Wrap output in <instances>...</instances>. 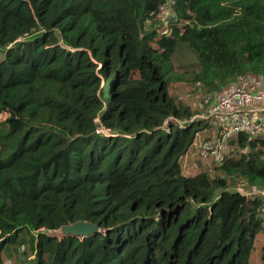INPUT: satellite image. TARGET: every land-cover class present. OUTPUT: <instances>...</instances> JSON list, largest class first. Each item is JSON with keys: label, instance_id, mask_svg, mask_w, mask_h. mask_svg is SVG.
<instances>
[{"label": "trees", "instance_id": "16d2710c", "mask_svg": "<svg viewBox=\"0 0 264 264\" xmlns=\"http://www.w3.org/2000/svg\"><path fill=\"white\" fill-rule=\"evenodd\" d=\"M241 75L264 0H0V264H264V136L184 160Z\"/></svg>", "mask_w": 264, "mask_h": 264}, {"label": "built area", "instance_id": "2783aa9c", "mask_svg": "<svg viewBox=\"0 0 264 264\" xmlns=\"http://www.w3.org/2000/svg\"><path fill=\"white\" fill-rule=\"evenodd\" d=\"M199 112L193 119L216 125L217 137L201 141L199 154L219 161L231 137L244 133L249 138L264 136V77L238 76L230 88L221 87L203 93L198 99ZM245 194L248 192L240 187Z\"/></svg>", "mask_w": 264, "mask_h": 264}, {"label": "rangeland", "instance_id": "374dc122", "mask_svg": "<svg viewBox=\"0 0 264 264\" xmlns=\"http://www.w3.org/2000/svg\"><path fill=\"white\" fill-rule=\"evenodd\" d=\"M170 14H169V11L167 10V9H164L163 10V13H162V18L163 19H165L166 17H168ZM211 125H213V124H211ZM214 127H216V125L214 124L213 125ZM213 131L214 132H212V138L211 139H214V138H216L217 137V133L215 132V129H213ZM203 139L200 137V136H198L197 137V140L195 141V144L193 145V147H191L190 149H189V151L187 152V154L185 155V157H184V160H185V162H186V160L187 159H190L192 156H194V155H196L199 151H198V145H199V143H200V141H202ZM227 149V148H226ZM209 156H207V157H203L202 156V158H201V160H202V162L204 163H206V162H209V158H208ZM240 182V180H237V183H239ZM58 235L60 236L61 234H64V233H66V229L65 228H62V229H60L58 232ZM25 256L26 255H22V256H17V263L18 264H21V261H23L24 259H27V258H25Z\"/></svg>", "mask_w": 264, "mask_h": 264}, {"label": "water", "instance_id": "95a60500", "mask_svg": "<svg viewBox=\"0 0 264 264\" xmlns=\"http://www.w3.org/2000/svg\"><path fill=\"white\" fill-rule=\"evenodd\" d=\"M65 229H66V233L64 234H72L74 236H80V237H85L98 231V227L96 225L82 221H78L76 223L70 224L69 226H66Z\"/></svg>", "mask_w": 264, "mask_h": 264}]
</instances>
